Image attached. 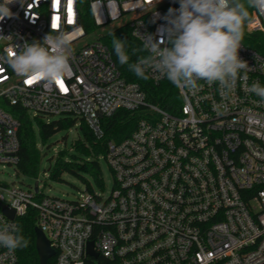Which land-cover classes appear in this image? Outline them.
<instances>
[{
    "label": "built area",
    "instance_id": "built-area-1",
    "mask_svg": "<svg viewBox=\"0 0 264 264\" xmlns=\"http://www.w3.org/2000/svg\"><path fill=\"white\" fill-rule=\"evenodd\" d=\"M8 6L14 15L0 21V99L47 121L82 120L97 139L102 118L120 108L142 117L100 156L114 178L107 196L85 189L70 201L43 194L38 178L36 191L34 184L0 181V225L33 211L54 264H264V102L248 91L253 82L264 86V53L241 43L249 67L233 90L222 94L218 83L204 81L194 90L175 86L181 103L171 112L120 75L103 38L127 26L140 43L133 32L163 40L164 17L179 0H71L70 10L69 0ZM86 14L89 31L81 23ZM251 17L245 33H260L264 44V14L253 9ZM60 33L70 41L63 87L29 84L13 71L10 58L25 42ZM148 78L156 84L164 77L149 70ZM18 127L0 106V164L17 162ZM90 241L96 257L88 254ZM0 264H17L16 251L0 247Z\"/></svg>",
    "mask_w": 264,
    "mask_h": 264
},
{
    "label": "clouds",
    "instance_id": "clouds-1",
    "mask_svg": "<svg viewBox=\"0 0 264 264\" xmlns=\"http://www.w3.org/2000/svg\"><path fill=\"white\" fill-rule=\"evenodd\" d=\"M13 2L0 0V21L14 15L8 6ZM179 4V9L170 8L164 17L163 40L133 32L141 43L130 53L129 42L113 33V50L119 63L141 79H148L151 70L177 88L194 90L198 81H204L208 85L218 83L222 94H227L249 67L239 56L244 26L252 22L250 9L264 14V0H179ZM69 49L65 34H49L42 42H25L10 58V66L26 79L52 85L70 71ZM138 52L147 55H138L130 63L131 55ZM248 91L264 102V86L258 81ZM28 245L19 225H0V247L13 252Z\"/></svg>",
    "mask_w": 264,
    "mask_h": 264
},
{
    "label": "trees",
    "instance_id": "trees-1",
    "mask_svg": "<svg viewBox=\"0 0 264 264\" xmlns=\"http://www.w3.org/2000/svg\"><path fill=\"white\" fill-rule=\"evenodd\" d=\"M253 9H250V14ZM87 14L81 20L85 31H89L90 23ZM121 40L128 41L127 48L131 53L133 48H138L140 42L133 38L127 26L116 27L103 38V42L110 50L115 66L120 75L128 82L137 83L145 93L147 102L157 105L167 111H173L181 103L178 97L177 89L166 78L158 83H153L149 78L141 79L131 72L127 65H121L113 50V35ZM259 52L264 53L263 37L260 33H245L242 42ZM138 55H147L144 52H138L137 55H131L130 63L135 62ZM0 106L12 114L19 121L17 131L18 151L15 170L27 180H35L41 172H47L48 178L56 181H62L63 174H69L79 179L87 188L93 192L92 184L99 189L104 188L100 156L105 153L106 143L110 140L118 142L128 137L135 129L137 121L142 117V111H128L125 109L117 110L112 116L102 118L101 126L103 137L97 139L90 131L87 125L72 117L50 118L48 121L41 115L30 116L24 109L16 105H9L7 101L0 99ZM78 122V126L75 124ZM76 128L81 138L73 148L74 154H68L65 150H60L56 157L51 153L54 140L53 138L62 132H68L70 128ZM64 141L66 136H63ZM81 155V157H80ZM81 158L83 162L77 161ZM88 158L89 160H86ZM43 162H52L51 166L43 168ZM16 224L22 229V234L29 240L26 248L16 249L17 264H39L35 248V213L29 210L23 217L16 219ZM47 264H54V258H50Z\"/></svg>",
    "mask_w": 264,
    "mask_h": 264
},
{
    "label": "rangeland",
    "instance_id": "rangeland-1",
    "mask_svg": "<svg viewBox=\"0 0 264 264\" xmlns=\"http://www.w3.org/2000/svg\"><path fill=\"white\" fill-rule=\"evenodd\" d=\"M89 37L84 39L83 41H88ZM82 41V42H83ZM81 42V43H82ZM58 117H53L52 119H56ZM75 126H78L75 124ZM63 136H66V140L64 141ZM81 138L78 134V130L74 128H70L68 132L58 133L54 138L53 147L51 149V153L56 157L57 153L61 150H65L68 154H74L76 151L73 146L79 142ZM81 157V155H80ZM86 160H89L86 158ZM77 161L83 162L81 158H78ZM52 162H43V168L47 170L51 166ZM102 176L104 180V188L99 189L96 188L93 184L91 185L93 189L102 190L104 196H107L111 189L114 186V178L109 170L106 162L103 159H100ZM47 172H41L38 176L39 184L41 187V192L45 195L54 196L58 198H63L66 200H76L80 198V194L84 192L86 186L77 178L69 175L63 174L62 181L56 182L48 178ZM0 181L3 182L8 187L13 185L20 187H29L33 186L35 180H27L21 175H18L14 165L0 164ZM88 191V190H87Z\"/></svg>",
    "mask_w": 264,
    "mask_h": 264
},
{
    "label": "water",
    "instance_id": "water-1",
    "mask_svg": "<svg viewBox=\"0 0 264 264\" xmlns=\"http://www.w3.org/2000/svg\"><path fill=\"white\" fill-rule=\"evenodd\" d=\"M34 190H37V183H34ZM2 212L10 219L14 218V211L5 205L1 206ZM35 233V248L39 260V264H47L48 260L54 255V250L50 247L47 237L44 233L36 226L34 228ZM87 251L93 257H96V253L92 251V242H88Z\"/></svg>",
    "mask_w": 264,
    "mask_h": 264
},
{
    "label": "snow or ice",
    "instance_id": "snow-or-ice-1",
    "mask_svg": "<svg viewBox=\"0 0 264 264\" xmlns=\"http://www.w3.org/2000/svg\"><path fill=\"white\" fill-rule=\"evenodd\" d=\"M70 2H71V0H69V10H70ZM32 82H33V80H29V81H27V83H29V84H31ZM57 83H59L60 86L63 87V81H62V80L57 81Z\"/></svg>",
    "mask_w": 264,
    "mask_h": 264
}]
</instances>
